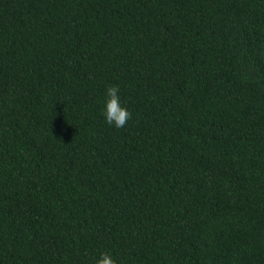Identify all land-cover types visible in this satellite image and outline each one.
I'll return each mask as SVG.
<instances>
[{
	"label": "trees",
	"instance_id": "obj_1",
	"mask_svg": "<svg viewBox=\"0 0 264 264\" xmlns=\"http://www.w3.org/2000/svg\"><path fill=\"white\" fill-rule=\"evenodd\" d=\"M104 251L264 264V0H0V264Z\"/></svg>",
	"mask_w": 264,
	"mask_h": 264
},
{
	"label": "clouds",
	"instance_id": "obj_2",
	"mask_svg": "<svg viewBox=\"0 0 264 264\" xmlns=\"http://www.w3.org/2000/svg\"><path fill=\"white\" fill-rule=\"evenodd\" d=\"M105 94L106 99L102 114L106 123L116 128L124 127L126 122L131 118V112L121 101L119 87L117 85H109L105 89ZM95 264H118V261L109 251H104L96 258Z\"/></svg>",
	"mask_w": 264,
	"mask_h": 264
}]
</instances>
